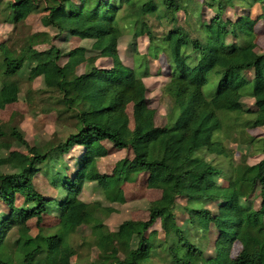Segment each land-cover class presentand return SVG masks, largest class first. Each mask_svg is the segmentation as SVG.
I'll return each instance as SVG.
<instances>
[{
	"label": "trees",
	"instance_id": "obj_1",
	"mask_svg": "<svg viewBox=\"0 0 264 264\" xmlns=\"http://www.w3.org/2000/svg\"><path fill=\"white\" fill-rule=\"evenodd\" d=\"M256 5L264 9V0H0L3 23L18 27L31 15H44L43 26L57 33H34L20 51L0 44V114L8 104L20 100L18 79L29 69L31 82L43 79L44 93L54 96L55 109L74 113L77 120L76 132L47 152L31 146L12 121L3 124L0 120V202L8 208L1 216L0 264L16 260L34 264L41 255L50 264H69L76 254L70 237L82 226L89 227L95 237L100 251L97 264H151L155 256L166 264H197V258L205 264H264V160L251 166L244 159L232 167L230 175L226 173L231 186L223 188L217 179L225 172L198 156L202 150L226 154L222 143L214 140L223 129L219 114L251 113L243 104L247 97L255 100L257 112L246 125L264 127V54L255 52L256 21L248 15L239 23L224 20L229 7ZM205 7L214 11L211 22L204 20ZM181 12L187 21L194 22L195 31L207 36L206 42L192 39L179 26L164 37L155 35L150 18L175 23ZM123 24L132 30L134 40L149 38L152 58L161 52L170 61L174 57L180 61L178 66L171 62L170 82L178 91L176 97L169 96L168 124L163 128L154 126L147 110V89L142 80L150 75L148 58L137 59L134 71L125 68L121 60ZM240 34L244 41H239ZM64 35L95 41L93 49L99 54L94 57L87 58L85 48L70 54L78 63H87L85 74L77 75L70 66L60 64L61 52L53 41ZM40 44L50 48L37 50ZM100 58H111L113 67L98 68ZM252 70L256 76L249 79L246 73ZM213 80H218V86L209 96L206 88ZM129 105L134 106V129L127 113ZM8 137L25 147L27 154L11 151L12 146L5 141ZM106 142L120 151L130 149L135 156L119 162L112 176L101 173L98 166V160L108 154ZM76 148L83 150H78L77 169L71 176L72 167L63 158ZM38 174L49 180L57 197L49 198L37 190L34 178ZM142 174L149 176V187L162 191L161 199L149 206V221L127 220L112 232L99 214L111 215L115 210L79 198L86 183H93L94 190L102 192L108 202L125 204L123 184L136 182ZM257 185L262 198L258 210L247 205ZM17 196L24 200L22 207L16 205ZM179 199L186 201L185 227L173 212ZM212 203L217 212L207 208ZM54 209L59 215L55 233L31 236L28 222L36 219L40 227ZM158 221L165 233L161 241L158 232L148 234ZM211 226L218 229L219 236L216 255L207 258L204 249L192 240L198 235L202 245H208ZM12 231L18 232V238L13 252H8ZM237 242L243 249L231 260V249Z\"/></svg>",
	"mask_w": 264,
	"mask_h": 264
},
{
	"label": "rangeland",
	"instance_id": "obj_2",
	"mask_svg": "<svg viewBox=\"0 0 264 264\" xmlns=\"http://www.w3.org/2000/svg\"><path fill=\"white\" fill-rule=\"evenodd\" d=\"M9 1V0H5ZM203 1V0H199ZM264 9L261 5H256L252 8H231L229 7L224 14V20H230L233 23H239L241 17L248 15L252 20L256 21V33L257 38L255 40V52L258 55L264 54V21H263ZM214 11L211 8H204V20L211 22L214 17ZM44 15H32L28 20L18 27L11 24H6L0 21V44L6 43L13 50L20 51L27 43L28 37L34 33L49 32L46 27L43 26L42 19ZM150 25L155 35L158 38L164 37L175 26H179L185 29L192 39H199L202 42H206L207 36L204 33L195 31L196 25L194 22L187 21L184 12H181L178 16V21L170 23L168 21H158L156 18H150ZM193 26L192 27L190 26ZM124 36L120 41L119 54L123 65L129 70L136 69V60H142L144 57L148 58V66L150 75L144 78L142 81L147 89V110L151 113L150 118L154 122V126L157 128H163L168 124L167 108L170 97H176L178 88L175 84L170 82L169 74L171 72V62L177 66L180 64L179 59L175 57L170 61L164 53L158 52L159 57L156 59L150 56L151 43L147 36L134 40L132 30L127 24H123ZM216 30L213 29L215 33ZM233 31V28H230ZM53 36L57 33L49 32ZM230 41H234L233 36H229ZM244 35H239V41H244ZM236 42V41H235ZM53 44L61 52L60 64L63 67L73 68L77 75L85 74L88 71L86 62H77L72 59L71 53L79 48H85L87 50V58L94 57L99 54L94 51L95 41L82 40L70 35H64L62 37H55ZM50 46L43 44L37 45L36 49L45 51ZM137 50L138 54H135ZM111 61H102L98 68H107ZM249 79H253L256 76L254 70L246 73ZM21 94L20 100L16 103H10L4 110L1 111L0 120L3 124H10L19 126L23 131L24 137L31 145H37V147L43 152H47L48 149L56 147L57 145L64 143L71 134L76 132V122L74 113H64V111L56 108V100L52 94L45 92V87L42 78L36 79L31 82L29 79V69L19 76ZM218 86V80H213L211 84L206 88V93L209 96L213 95V90ZM172 95V96H171ZM246 112L251 113H228L220 112L219 116L223 123L222 131L216 133L214 140L222 143L225 150L224 155H212L207 151L202 150L198 153V156L213 162L214 165L221 168L225 173L224 176L217 179V184L223 188L231 186V181L228 178V174L232 171V167H236L242 164L244 159L251 166L259 164L264 160L263 153V140H264V127L252 128L249 127V122L253 121L256 117L257 107L255 100L251 97H247L243 101ZM55 109L57 111H51ZM127 113L130 117L131 129L135 128V112L134 106L129 105ZM8 137L5 141H8L12 148L11 151H19L27 154V149L20 145H17L15 140H9ZM108 150V154L105 157L98 160V166L101 173L112 176L114 174L117 164L123 160H133L134 153L130 149L117 150L111 143H104ZM81 149H73L63 158V162L68 163L72 167L70 175L75 172L76 158L79 155ZM59 167V166H58ZM51 168V167H50ZM229 172L228 174H226ZM147 174L137 176L136 182H125L122 189L125 193V204H113L108 202L102 192L94 190V184L86 183L84 190L80 194L79 198L87 204L98 205L102 209H113L114 213L107 215L106 212L100 211V217L103 218L107 227L116 232L119 226L127 221H149V206L151 203L161 199L162 191L154 189L148 185ZM34 183L37 190L49 198H55L58 192L50 184L49 180L44 174H38L34 178ZM24 200L22 197L17 196L16 205L22 207ZM247 205L253 209H260L262 205L261 198V186L257 185L255 190L250 194L247 200ZM186 201L179 199L175 208L173 209L174 215L177 218L178 223L185 227L188 219V215L185 211ZM55 208V206H53ZM207 208L217 212V206L215 204L207 205ZM8 212V208L2 202H0V223L3 213ZM58 211L52 210L49 216H45L44 223L40 227L36 219H32L28 222L29 234L33 237L38 236L40 233L45 235H53L56 231L59 223ZM158 232V240L165 239V233L163 232L160 222L158 221L154 227L149 231ZM218 229L214 226L210 227L209 243L203 246L200 242L198 235L192 237V241L200 248L204 249L207 258L216 255V242L218 240ZM18 238V232L12 231V234L7 240L8 252H13V244ZM70 245L75 250L76 254L69 259V264H97L100 258V251L96 246L95 237L92 235V231L87 226L80 227L75 234L70 237ZM243 246L241 242H237L231 249V260L237 258L242 251ZM46 256H40L36 259L34 264H50L46 262ZM197 264H205L201 258L196 259ZM13 264H22L21 261L16 260ZM151 264H166L163 258L155 256Z\"/></svg>",
	"mask_w": 264,
	"mask_h": 264
},
{
	"label": "crops",
	"instance_id": "obj_3",
	"mask_svg": "<svg viewBox=\"0 0 264 264\" xmlns=\"http://www.w3.org/2000/svg\"><path fill=\"white\" fill-rule=\"evenodd\" d=\"M32 16V15H31ZM75 38H77V37H75ZM106 60H108V61H111L110 63H109V67H107V68H101V69H107V70H109V69H111L112 67H113V60L111 59V58H100V59H98V61H97V67H99V65H100V63L102 62V61H106Z\"/></svg>",
	"mask_w": 264,
	"mask_h": 264
}]
</instances>
